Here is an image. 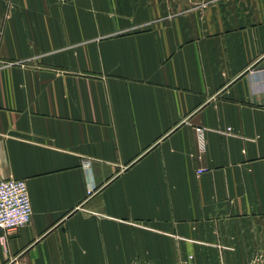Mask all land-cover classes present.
Returning <instances> with one entry per match:
<instances>
[{
    "label": "crops",
    "instance_id": "crops-1",
    "mask_svg": "<svg viewBox=\"0 0 264 264\" xmlns=\"http://www.w3.org/2000/svg\"><path fill=\"white\" fill-rule=\"evenodd\" d=\"M6 178L0 264L264 257V0H0Z\"/></svg>",
    "mask_w": 264,
    "mask_h": 264
},
{
    "label": "built area",
    "instance_id": "built-area-1",
    "mask_svg": "<svg viewBox=\"0 0 264 264\" xmlns=\"http://www.w3.org/2000/svg\"><path fill=\"white\" fill-rule=\"evenodd\" d=\"M62 2L69 0H60ZM199 134L201 129H196ZM90 161L85 159L83 167L89 168ZM201 173V171H198ZM94 187L87 188V194L91 195ZM32 216V207L26 181L21 179L6 178L0 180V229L7 233H13L28 224ZM6 236L0 237V244L5 248Z\"/></svg>",
    "mask_w": 264,
    "mask_h": 264
},
{
    "label": "rangeland",
    "instance_id": "rangeland-1",
    "mask_svg": "<svg viewBox=\"0 0 264 264\" xmlns=\"http://www.w3.org/2000/svg\"><path fill=\"white\" fill-rule=\"evenodd\" d=\"M253 261L255 263H252V264H264V257H262L261 255L258 257V258H254ZM258 261V262H257Z\"/></svg>",
    "mask_w": 264,
    "mask_h": 264
}]
</instances>
